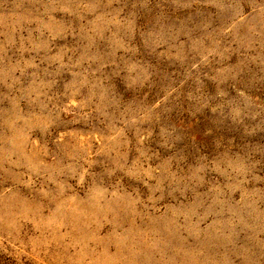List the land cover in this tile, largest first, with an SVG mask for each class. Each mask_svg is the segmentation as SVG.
<instances>
[{
    "label": "rangeland",
    "instance_id": "374dc122",
    "mask_svg": "<svg viewBox=\"0 0 264 264\" xmlns=\"http://www.w3.org/2000/svg\"><path fill=\"white\" fill-rule=\"evenodd\" d=\"M0 264H264V0H0Z\"/></svg>",
    "mask_w": 264,
    "mask_h": 264
},
{
    "label": "bare ground",
    "instance_id": "6f19581e",
    "mask_svg": "<svg viewBox=\"0 0 264 264\" xmlns=\"http://www.w3.org/2000/svg\"><path fill=\"white\" fill-rule=\"evenodd\" d=\"M72 219V218H71ZM70 220V219H69Z\"/></svg>",
    "mask_w": 264,
    "mask_h": 264
}]
</instances>
